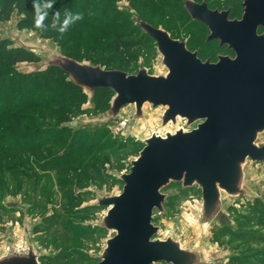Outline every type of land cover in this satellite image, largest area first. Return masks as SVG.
Wrapping results in <instances>:
<instances>
[{"label": "rangeland", "instance_id": "374dc122", "mask_svg": "<svg viewBox=\"0 0 264 264\" xmlns=\"http://www.w3.org/2000/svg\"><path fill=\"white\" fill-rule=\"evenodd\" d=\"M228 1L218 0L213 8L230 6ZM118 7L137 17L128 2L121 1ZM18 21L14 16L1 24V39L9 41L13 48L33 53L39 61L19 64L5 78L30 81L35 78L43 82L49 65L62 60L65 65H61L67 69L80 66L116 71L121 64L117 60L109 65L115 55L106 46L94 53H87L76 44L61 51L52 41L40 39L37 31L18 30ZM167 30L174 39L189 44L192 52H201L202 62L234 58L227 47L217 42L209 44L210 34L200 25L179 21L167 26ZM142 42L144 48L129 63L126 73L135 76L143 71L152 77L166 76L168 72L156 45L147 40ZM74 81L70 74L58 81L57 86L63 92L66 84ZM80 88L76 94L83 102L71 108V95L61 97L60 93L49 105H33L25 114L29 118L27 125L7 119L9 128L0 126L7 136L13 137L11 132L15 131L17 137H28L25 145H33L28 150L0 148V156L11 154L8 155L11 161L0 159V259L28 254L31 249L39 264H74L80 257L88 260L83 264L99 263L108 240L115 235L101 230L109 208L99 207L100 204L122 193L121 178L130 173L148 139L165 138L179 131L188 133L198 126L182 119L163 125L166 109L149 104L143 106L141 115L134 106H127L115 116L112 107L115 96L107 107L99 110L91 89ZM40 89L42 86L37 91ZM56 103L59 105L55 106ZM59 108L65 114H60ZM256 145L264 146V132L258 135ZM61 156L70 161L60 163L54 170L52 162ZM70 165L82 176L67 172ZM69 180L74 182L72 191L79 203L75 210L69 206L79 213L73 217L63 210ZM161 194L164 202L152 216V224L157 228L153 241H172L198 256L201 264H264V161L246 160L240 167L236 195L221 192L210 215L205 213L197 184L185 187L183 182H170Z\"/></svg>", "mask_w": 264, "mask_h": 264}, {"label": "water", "instance_id": "95a60500", "mask_svg": "<svg viewBox=\"0 0 264 264\" xmlns=\"http://www.w3.org/2000/svg\"><path fill=\"white\" fill-rule=\"evenodd\" d=\"M186 7L191 18L209 30L208 41L227 47L233 59L202 62L184 43L138 22L157 45L168 72L164 77L143 71L129 76L93 67L67 69L63 60L49 65L71 74L75 85L92 93L113 91L115 116L127 106L141 115L149 104L166 109L163 125L177 119L198 123L188 133L148 139L130 173L121 178L122 193L100 204L109 208L100 227L115 235L96 264H201L198 256L172 241H153L157 228L152 216L164 202L162 189L170 182H183L185 187L197 184L209 214L221 192L236 195L240 167L246 160L264 161V146L256 145L264 132V34H259L264 28V0H244L240 20H230L228 11H212L206 4L188 1ZM0 264L39 262L30 249L28 254L8 255Z\"/></svg>", "mask_w": 264, "mask_h": 264}, {"label": "trees", "instance_id": "16d2710c", "mask_svg": "<svg viewBox=\"0 0 264 264\" xmlns=\"http://www.w3.org/2000/svg\"><path fill=\"white\" fill-rule=\"evenodd\" d=\"M121 1L128 2L130 8L135 10L137 17H134L127 10L119 9L118 4ZM188 1L198 5L206 4L212 11H228L230 20H240L243 15L242 4L244 0H242V3H240L241 0H229L226 3L230 2L231 5L225 8L221 6L213 8L218 0H200L199 2L197 0H0V26L16 16L19 19L17 23L18 30L37 31L40 39L52 41L61 51L71 49L73 44L85 48L87 53L98 52L97 49H100L99 47L106 46L115 55V59L109 65L119 60L121 64L116 71L128 75L126 70L129 63L144 48V42L142 41L147 40L156 45L155 41L139 26L138 22L164 31L174 41L178 40L174 39L173 34H170L171 32L167 30V26L179 21H188L208 30L205 25L191 18L186 7ZM49 4H51L50 8L47 7ZM38 13H46L43 20L44 28L42 29L35 27ZM56 13H59V18L55 20V27H53ZM69 16L73 17V19L68 27L61 32L60 28L63 26V21ZM77 16L80 18L75 19ZM260 31L264 34V28L260 29ZM138 35H140V38H138ZM179 42L184 43L187 50L192 52L189 44L184 41ZM207 42L209 44L213 42L219 43L218 41H208V39ZM192 53H196L200 59L201 52L193 51ZM38 61L39 58L33 53L23 48H13L9 41L1 39L0 27V126L8 127L7 119L16 124L19 123V125H27L29 118L25 114L33 105L41 106L44 103V106L49 105V102L60 93L61 97L64 94L66 96L71 95L70 108L83 102V98L76 94L77 90L81 88L74 83L66 84L65 90L63 92L60 91L61 88L57 86V82L64 77H69V75L56 66L48 67L46 78L43 82L37 81L35 78L31 81L28 78L14 80L11 76L5 78L7 73L17 65L37 63ZM39 86H42V89L37 91ZM93 95L94 100L98 103L97 109L102 110L109 105L111 98L115 94L109 89H96ZM58 105L56 103L55 106ZM57 111L60 114H65V111L60 108ZM10 128L12 130L13 126L11 127L10 125ZM11 133H13V137L7 136L6 131L4 133L0 131V148L11 150H22L23 147L24 150L32 148L33 145L31 144L25 145V138L27 139L28 137H17L15 131ZM8 155H1L0 159L11 161V156ZM64 161L69 162L70 160L62 156L54 159L52 162L54 170L58 169L57 166ZM87 165L85 164L84 166L87 167ZM66 169L67 172L78 174V177L82 176L74 165H70ZM73 183L72 180L66 182V204L63 209L65 214L67 212L70 217L79 214L69 208V206H72L75 210L79 207V203L76 201L78 196L74 195L72 191ZM64 226L66 225L64 224ZM101 230L108 231L102 227ZM84 262H88V260L80 257L79 260H75L74 264H83ZM89 264L93 263L89 261Z\"/></svg>", "mask_w": 264, "mask_h": 264}, {"label": "clouds", "instance_id": "9594fccd", "mask_svg": "<svg viewBox=\"0 0 264 264\" xmlns=\"http://www.w3.org/2000/svg\"><path fill=\"white\" fill-rule=\"evenodd\" d=\"M35 7V5H34ZM47 7H51V4L47 5ZM45 15L46 13L44 14H40L38 13L37 14V19H36V22H35V27L37 28H44V24H43V20L45 18ZM59 18V13H56L55 16H54V23H53V27H55V20H58ZM80 17L77 16L75 17V19H79ZM73 19V17L69 16L68 18H66L64 21H63V26L60 28V31L63 32L69 25V23L71 22V20Z\"/></svg>", "mask_w": 264, "mask_h": 264}, {"label": "built area", "instance_id": "2783aa9c", "mask_svg": "<svg viewBox=\"0 0 264 264\" xmlns=\"http://www.w3.org/2000/svg\"><path fill=\"white\" fill-rule=\"evenodd\" d=\"M122 125L125 126V122H123Z\"/></svg>", "mask_w": 264, "mask_h": 264}]
</instances>
